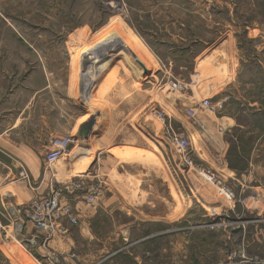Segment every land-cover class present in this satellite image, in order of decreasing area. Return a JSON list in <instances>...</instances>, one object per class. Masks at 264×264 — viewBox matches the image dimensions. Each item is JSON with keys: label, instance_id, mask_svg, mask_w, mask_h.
Returning <instances> with one entry per match:
<instances>
[{"label": "rangeland", "instance_id": "obj_1", "mask_svg": "<svg viewBox=\"0 0 264 264\" xmlns=\"http://www.w3.org/2000/svg\"><path fill=\"white\" fill-rule=\"evenodd\" d=\"M249 1L233 0L234 7L228 0H0L1 77L33 74L36 89L47 79L49 103L63 100L66 113L84 117L87 140L91 135L101 140L88 152L85 139L59 136L75 138L70 149L76 150L48 168L95 158L103 150L98 164L106 177L84 182L100 184L104 196L127 191L146 197L150 192L153 200L144 203L157 202L161 210L170 203L176 214L187 211L184 222L177 218L169 226L149 224L123 233V243V216L105 217L100 232L114 242L104 253L115 254L111 264H123L122 253L140 264H229L227 254L238 259L234 264H264V168L239 167V178H248L241 186L200 161L194 155L200 136L182 126L194 128L199 103L177 107L189 92L188 73L167 71L168 59L190 69L195 56L212 50L233 24L241 42H250V26L264 23V4ZM188 44L195 55H177ZM210 77L198 80L205 96ZM175 84L184 88L173 89ZM202 97L197 96L200 103ZM177 138L189 140L186 155L178 153ZM203 171L227 185L235 200L221 195L201 176ZM61 185L55 182L50 192ZM112 203L121 206L119 200ZM228 207L232 211L224 214Z\"/></svg>", "mask_w": 264, "mask_h": 264}, {"label": "crops", "instance_id": "obj_2", "mask_svg": "<svg viewBox=\"0 0 264 264\" xmlns=\"http://www.w3.org/2000/svg\"><path fill=\"white\" fill-rule=\"evenodd\" d=\"M249 3L258 6L264 4V0H250ZM228 4L235 7L233 0H228ZM250 27L247 37L250 42L247 44L241 42L233 24L216 39L212 50L205 49L195 56L190 69L176 65L178 63L173 59H168L170 65L167 69L188 73L189 92L187 97L179 100L177 107L200 103L198 95L204 96L200 99L202 101L210 99L215 107L222 106L216 112H204L196 104L194 107L198 112L194 128L182 126L188 134L193 129L200 136L194 155L207 166L218 168L232 184L240 185L248 178L245 175L239 178V167L264 168V124L258 125L259 119L264 120V23L257 22ZM180 40L189 43L186 38ZM182 50L184 52L177 55H195L192 45L187 48L184 45ZM209 74L207 88L210 94L207 92L209 96H205L198 80ZM21 76L0 75V156L7 158H0V264H111L115 254L105 256L104 253L114 242H111V236L106 237L100 232L105 217L119 212L124 221L127 220L120 226L122 243L127 242V239L123 240V233L138 227L149 224L169 226L175 224L177 218L184 222L187 211L176 214L175 206L170 203L164 204L163 210L158 208L157 202L144 203V199L153 200L150 192L146 197L136 192L110 193L92 207L85 204L83 197L73 195L66 199L78 215L79 226L68 225L66 236L45 242L42 234L26 222L25 207L50 192L55 182L65 184L73 180L88 181L94 176L106 177L98 164L104 151L97 152L95 158L88 155L76 162L64 161L56 168L46 167L44 158L53 139L78 135L84 117L81 119L66 113L63 100L49 103L46 99L47 79L43 88L36 89L33 74ZM90 137L85 140L88 152L101 141ZM244 143H249L250 147L243 149ZM76 147H71L69 153L73 154ZM20 169L29 172L31 182L28 185L18 181ZM118 200L121 206L114 207L112 201ZM222 206H225L224 202ZM232 208L222 212L226 214ZM17 228L21 231L16 232ZM188 244V241L184 242L185 246ZM122 255L123 264H140L138 259H132V255ZM226 258L229 264L238 262L229 254Z\"/></svg>", "mask_w": 264, "mask_h": 264}, {"label": "built area", "instance_id": "obj_3", "mask_svg": "<svg viewBox=\"0 0 264 264\" xmlns=\"http://www.w3.org/2000/svg\"><path fill=\"white\" fill-rule=\"evenodd\" d=\"M173 89L179 90L184 87L179 84L172 86ZM199 108L217 111L221 110L222 106H214L210 99H206L199 103ZM194 113L190 111V115ZM193 117V116H192ZM77 141L73 137H56L53 139L52 148L46 153L44 163L46 167L53 166L58 160L69 154V149L72 144ZM177 151L181 155H186L190 149L189 140L186 138L176 139ZM190 159H186L189 163ZM201 176L213 184L221 195L235 200V195L231 189L221 180L216 178L210 172L203 171ZM19 181L22 184H28L30 181L29 173L23 169L20 172ZM80 196L86 205H94L104 197L103 187L96 183H86L82 180H73L62 184L54 189L46 197H39L30 202L24 209L26 222L30 223L34 229L41 233L45 242H48L56 237H64L68 234V225L79 226V219L75 209L66 199L67 196ZM21 231L20 228L16 232Z\"/></svg>", "mask_w": 264, "mask_h": 264}, {"label": "water", "instance_id": "obj_4", "mask_svg": "<svg viewBox=\"0 0 264 264\" xmlns=\"http://www.w3.org/2000/svg\"><path fill=\"white\" fill-rule=\"evenodd\" d=\"M80 140L85 139L87 140L88 132L85 129H81L80 133L77 135Z\"/></svg>", "mask_w": 264, "mask_h": 264}]
</instances>
